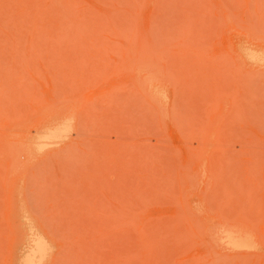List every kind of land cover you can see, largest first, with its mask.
<instances>
[{
    "label": "rangeland",
    "instance_id": "obj_1",
    "mask_svg": "<svg viewBox=\"0 0 264 264\" xmlns=\"http://www.w3.org/2000/svg\"><path fill=\"white\" fill-rule=\"evenodd\" d=\"M0 264H264V0H0Z\"/></svg>",
    "mask_w": 264,
    "mask_h": 264
},
{
    "label": "bare ground",
    "instance_id": "obj_2",
    "mask_svg": "<svg viewBox=\"0 0 264 264\" xmlns=\"http://www.w3.org/2000/svg\"><path fill=\"white\" fill-rule=\"evenodd\" d=\"M39 247H40V246H39ZM39 247H37V248L39 249ZM42 247H43V246H42ZM34 250H35V249H34ZM37 253H40V254H41V252H37ZM37 253H36V254H37Z\"/></svg>",
    "mask_w": 264,
    "mask_h": 264
}]
</instances>
